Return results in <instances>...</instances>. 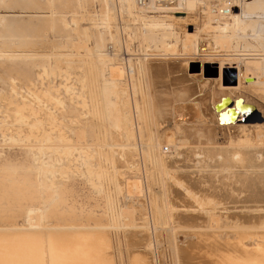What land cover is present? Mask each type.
<instances>
[{
	"label": "rangeland",
	"instance_id": "1",
	"mask_svg": "<svg viewBox=\"0 0 264 264\" xmlns=\"http://www.w3.org/2000/svg\"><path fill=\"white\" fill-rule=\"evenodd\" d=\"M204 8L168 12L190 31L177 43L133 0H0V228L103 226L110 264H128L129 252L149 261L146 242L161 264H178L172 238L184 228L264 231V7L211 33L200 31ZM235 98L243 119L221 124L217 105ZM183 103L206 118L176 126ZM174 176L220 203L199 206Z\"/></svg>",
	"mask_w": 264,
	"mask_h": 264
},
{
	"label": "bare ground",
	"instance_id": "2",
	"mask_svg": "<svg viewBox=\"0 0 264 264\" xmlns=\"http://www.w3.org/2000/svg\"><path fill=\"white\" fill-rule=\"evenodd\" d=\"M217 1L222 2L224 0H180V2L178 3V6H179L178 8L183 9L186 7L187 9L186 12L189 11L187 13H191V11H196L198 8L202 9L205 6L206 9L204 8L203 11L207 12L208 14L210 13L212 17L209 15L207 22L204 21L205 22L204 27H202L200 31L210 28V30H207L205 32L211 33L213 29L225 28V27L229 28V26H227L228 23L224 20V18H218L214 14V11L212 10L213 5ZM133 2H134L135 7H137L138 11L143 13L146 16V19L148 21L152 22L150 25L153 29H156V30L159 29L160 31H164L163 33H166L169 36H171L177 43L180 41H184L186 39L185 34L190 33V31H186L182 33L180 29L178 28V24H176L177 20L175 19L182 18V16L168 14L169 11L175 8H164L158 11H148V10L139 8L136 0H133ZM238 3L239 4L241 3L240 0ZM243 7L245 10H242L243 12L242 14H239V13L235 14V12H237L238 10L237 9L230 15V17L225 18V19H232L233 15L235 14L234 17L239 19L238 25H241L243 21L245 20L249 22L248 20H250V18H252L253 16V11H255L258 8H259L258 10H260V8L264 7V0H251L248 3H244ZM214 23H217V25H214ZM247 24L250 25V23H247ZM260 25L262 27L264 26V20L260 22ZM199 41H200L199 44H200L201 49L206 50V47H203V45L201 44L202 39H200ZM219 44L220 43L217 42L215 46L216 47L220 46ZM172 46L173 45L167 44V49L171 48ZM190 47L193 50L198 51V48H199L198 41L193 42L192 45H190ZM258 63L260 64V62L252 61V63H250V67L255 70L262 69V67ZM221 64L222 63H219V67H218L219 68L218 78L220 80L222 79L221 73L223 70V66ZM246 64H248V62H246ZM228 67L237 69L236 66L228 65ZM246 67H247L246 71L249 73L248 65H245V68ZM112 70L115 74L119 76L125 75L123 74L125 73L123 66H113ZM237 75H238V69H237ZM206 77L210 78L211 76H206ZM250 77H251L250 74H247L244 77V80L246 81L247 84H249L248 80ZM238 82L239 81L237 77V81L235 78L234 83H222V84L223 86H226V87H235L238 85ZM236 99L237 98L233 99L234 100L233 103L231 101H227L228 103L225 106H223L222 104L217 105L216 115H217L218 121L221 124H227V125L237 124L239 117L243 119V112L240 109V106H239L240 104H237L238 101ZM246 105L248 106L250 105V103L245 101V106ZM201 111L199 110L197 104L194 105L190 103H183V104L177 105L174 108V118H175L174 121L176 123V126L180 125L182 121L192 122L191 119H194L196 116H197V119H199V117L205 119L206 116L204 118V115H203L204 113H202ZM169 148L170 147H167V150H164V151L168 152ZM158 159H160L161 161V158H158ZM135 177L136 176H132V175H128L126 177L127 178L126 189H129V191L132 189L138 190L139 188V187L137 188V178ZM172 180L176 182L179 187L185 186L187 191L183 193L187 197L194 198L193 200H195V202H197L198 205L201 207L212 208L214 207L215 203H220L218 199L209 196L206 192L201 190L202 188L201 189L194 188L190 184L192 182H188L184 178L174 176L172 177ZM32 213L35 214L36 211L30 210V213H28V215ZM33 223L34 222L29 224L30 226L28 225L29 226L28 228H0V264H110L108 261H106L104 257H101L103 253L102 252L103 246L104 245L106 246V241L108 240L107 234L109 232L108 230L109 228L106 229V227L99 226V225L95 227H85L86 225H83V226L81 225L82 227H79V226L66 224L64 226H58V227H52V228L48 227V229H40L39 225H35V223L34 224ZM132 227H136V228H130L132 230L134 229L139 230L141 228L147 229V227L134 226V225ZM191 228L182 229L184 231L177 230L175 234L173 235L174 238L172 239H175V241L172 240V243H173L172 251L173 253L174 251L176 252L178 264H264V231L261 230V228L256 229V230H251V229L244 230L243 228L213 229V230L208 229V228L207 229H194L196 228V226L193 229ZM106 230H108V232H105ZM125 231H128V229ZM134 231L139 233V231L137 230H134ZM178 232L180 233L184 232L185 234L184 236L178 235L177 234ZM246 233L252 234V236H249V235L246 236L245 235ZM132 237L134 236L131 235L130 238L132 239ZM133 239H136V238H133ZM147 239L148 238H146L145 240L147 241ZM130 241L131 240H129L128 238L127 241L124 243L126 244L128 243L127 245H129L130 243L132 244V242ZM41 243L46 244L44 246L45 248L44 251L37 249V247L38 248L41 247L40 246ZM114 243L112 245H114ZM120 243H122V241ZM137 243H141V242L137 241ZM137 243L135 242V244ZM141 246H142V243H141ZM148 246H149V243L147 245V242H146L145 246L143 247H147L146 250L148 249L149 253H151V256H150L148 251L146 252L149 255V258L151 261L150 260L146 261L147 259L146 256L142 255L140 257V261H137V263L138 264H148L151 262V264H161L162 260L160 256L158 255L159 252L157 253V255L155 254V252L153 254V250L149 249ZM162 246H164V244H162ZM113 247H116V246H113ZM127 248H130V245ZM161 248H162L161 251H163L164 253V248L163 247ZM121 249L122 248L120 247V250ZM135 251H138V250H135ZM111 253H114V252H111ZM129 253H130L129 256H127V261L129 259L128 264H135L134 260L132 259L133 254H131V252ZM122 255H121V259L124 257ZM156 256H157V259H156ZM122 260L121 262H123Z\"/></svg>",
	"mask_w": 264,
	"mask_h": 264
},
{
	"label": "built area",
	"instance_id": "3",
	"mask_svg": "<svg viewBox=\"0 0 264 264\" xmlns=\"http://www.w3.org/2000/svg\"><path fill=\"white\" fill-rule=\"evenodd\" d=\"M246 1V0H243ZM139 8L148 11H158L164 8H175L171 10L174 13L183 12V9L178 8V3L180 0H136ZM239 3L236 0H224L222 2L217 1L212 10L218 18H228L230 15L236 11ZM170 11V12H171ZM167 150V147L165 148Z\"/></svg>",
	"mask_w": 264,
	"mask_h": 264
}]
</instances>
